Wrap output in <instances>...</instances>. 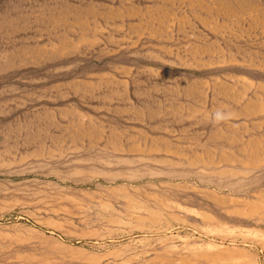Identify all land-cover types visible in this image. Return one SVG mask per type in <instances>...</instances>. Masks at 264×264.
Here are the masks:
<instances>
[{
  "label": "rangeland",
  "instance_id": "rangeland-1",
  "mask_svg": "<svg viewBox=\"0 0 264 264\" xmlns=\"http://www.w3.org/2000/svg\"><path fill=\"white\" fill-rule=\"evenodd\" d=\"M0 98L76 193L0 199V264H264V0H0Z\"/></svg>",
  "mask_w": 264,
  "mask_h": 264
},
{
  "label": "bare ground",
  "instance_id": "bare-ground-1",
  "mask_svg": "<svg viewBox=\"0 0 264 264\" xmlns=\"http://www.w3.org/2000/svg\"><path fill=\"white\" fill-rule=\"evenodd\" d=\"M16 177H18V178L24 177L25 183L12 182V181H18V179H16ZM30 177H32V178H30ZM0 178L8 179V182H9L0 191V199H6L8 196L15 193L18 197L17 198L18 201H20L22 204H25L28 206H36L37 208L39 207V208L50 209V208L57 207V206H63L64 204H66L67 199L72 198V196H76L75 192L64 191L61 188V185L58 184L59 182L58 183L48 182L46 180V177L42 174L34 173V174L30 175L29 173L27 174L26 172L17 171L12 166L10 168H0ZM130 186H133V185L130 184ZM127 187L128 188H125L123 190L124 194L122 193L121 195H118V197L124 199V201L126 203H128V201H129V200L127 201L128 197L135 193V189H132V187L130 188L129 185ZM114 191H116V190H114ZM94 193H96V192L94 191ZM97 194H98V192H97ZM116 194H119V192H117ZM77 207H79V206H77Z\"/></svg>",
  "mask_w": 264,
  "mask_h": 264
}]
</instances>
